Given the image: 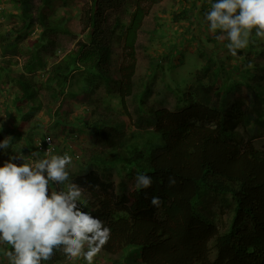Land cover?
I'll use <instances>...</instances> for the list:
<instances>
[{
    "label": "trees",
    "instance_id": "16d2710c",
    "mask_svg": "<svg viewBox=\"0 0 264 264\" xmlns=\"http://www.w3.org/2000/svg\"><path fill=\"white\" fill-rule=\"evenodd\" d=\"M34 1L12 0L23 25L16 39L22 30L29 29L30 35L39 32L28 44L31 47L28 46V57L18 78H10L0 67V83L16 86L11 104L14 116L4 111L5 119L0 117V141L10 137L9 147L0 149V158L18 145L19 139L23 141L21 132L11 123L16 124L22 110L29 113V119L30 114L40 112L41 93L48 96L50 104L45 105V110L55 117L56 127L67 126V115L60 117L59 105L53 106L74 72L83 70L90 79L112 82L118 99L117 106L104 107L102 111L97 112L95 106L90 118L70 120L72 126L67 128L78 125L80 132H91L98 146L104 147L90 150L87 159L80 163V170L92 163L103 171L126 167L136 177L147 174L154 181L148 189L135 185L116 194L113 185L96 172L89 171L76 178L71 172L75 168L68 166L69 181L83 189L81 210L99 218L111 230L100 254L116 257L112 264H264V146L258 148L253 144L254 139L264 134V66L259 61L264 58L261 43L264 39L256 37L255 31L250 38L255 41L250 42L248 51L256 72L251 84L241 77L237 67L222 65V57L213 59V52L200 51L197 58L205 61L183 96L178 97L181 105L173 110L149 108L147 117L131 120L125 98L133 89L137 34L148 7L161 0H90L79 18L78 30L66 12L58 17L44 12L56 0H39L38 8ZM61 1L66 5L68 0ZM196 1L180 2L173 21L189 17V22L195 20L199 30L206 34L205 30H210L206 13L216 0H209L202 7H197ZM36 10L34 19L32 13ZM123 15H127L126 21L122 20ZM34 21L39 30L34 28ZM58 35L80 38L74 49L46 66L39 49L54 54ZM212 35L206 34L205 43L218 41L219 31ZM115 39L121 52L113 80L110 63ZM10 41L8 34L2 38L0 47L9 55L16 54L19 51L14 50L16 43ZM228 43L225 39L224 44ZM248 51L237 50V59L243 60L245 68L249 64ZM239 87L249 91L250 103L241 96L231 103ZM39 126V122H34L26 127L21 149L40 152L38 142L32 140L38 135ZM136 127L139 132L134 133ZM238 127L248 131L249 136L244 137ZM170 176L176 180L175 186H169ZM66 184L59 185V189H65ZM153 196L160 197L159 208L151 205ZM224 212L228 217L221 219ZM9 250L10 245L0 244V264H8ZM64 260L67 257L57 249L42 264H62ZM80 260L72 264H80Z\"/></svg>",
    "mask_w": 264,
    "mask_h": 264
},
{
    "label": "rangeland",
    "instance_id": "374dc122",
    "mask_svg": "<svg viewBox=\"0 0 264 264\" xmlns=\"http://www.w3.org/2000/svg\"><path fill=\"white\" fill-rule=\"evenodd\" d=\"M90 0H68L66 5L61 0L51 2L50 8L45 7L44 12L49 16L58 17L62 13L66 12L72 16V26L74 28L80 27L79 18L83 11L88 7ZM184 0H161L158 4L148 7V14L144 18L143 24L140 31L137 34V40L135 44V57L136 66L135 72L132 79L133 89L130 96L125 99L126 108L130 114L131 120H135L136 117L142 116L147 117L146 112L149 108L151 109H168L173 110L175 106H180L178 97H182L186 89L191 85L194 74L200 72V67L204 63L203 58H197L200 51H206L208 54L213 52V59L218 56L222 57L221 64L227 67H237L241 77L245 78L246 81L251 84L254 80V74L256 73L252 68H245L243 66V60L240 57L237 59L236 56H232L224 44V40H218L213 42L205 43L204 38L207 36L212 37L210 30H199V24L195 20L189 22V17L180 19L178 22L173 21V15L178 9L180 2ZM209 0H197L196 6L202 7L208 4ZM35 7L38 8L40 1H34ZM14 2L12 0H0V46L2 38L8 34L11 36L9 43H16L14 50H19L16 54L5 53L3 47H0V67H2L7 76L10 78H18L19 72L22 71V67L25 64V59L28 57L27 49L29 43L33 42L38 37V32L28 34L29 29L22 30L21 36L16 39L17 31L23 28L22 20L20 18V11L18 8L13 7ZM207 6V5H206ZM198 9V8H197ZM4 12V14L2 12ZM33 17L36 18L37 10L33 11ZM189 16V15H188ZM127 20V15H123L122 20ZM34 28H38V24L35 23ZM75 30V29H74ZM78 30V29H77ZM192 34V37H189ZM220 34V33H219ZM80 36L71 37L68 35H58L55 39L56 52L51 54L49 50H41L39 55H42V59L46 62V66H50L51 62L60 59L65 52L75 48V42ZM189 38H191L189 40ZM261 41V40H260ZM5 42V40H4ZM264 43V40L261 41ZM3 44V42H2ZM225 45V48L222 47ZM259 47L263 45L258 43ZM248 51L249 47L243 49ZM120 48L119 46L113 47L112 64L110 70L112 71L113 77L116 75L115 71L120 60ZM174 51V53H173ZM250 52V51H248ZM246 52V53H248ZM244 53V54H246ZM249 62H251L252 54L250 52ZM243 57V56H242ZM241 57V58H242ZM226 60V62H225ZM254 60V59H253ZM10 61L11 63H7ZM261 65L264 66V58H262ZM1 76V75H0ZM14 91L16 86H11ZM148 87V90H147ZM9 88L8 84H0V117L5 119L3 116V102L4 94L1 92L2 89ZM264 89V80L262 83ZM85 89V90H84ZM44 92V91H41ZM75 92V94H73ZM117 93L114 84H109L100 80L96 82V79H90L84 71L75 72L69 83H67L62 95L59 100L56 101V107L59 105L61 116L65 114L69 118V123L65 128L62 125L56 127L55 117L48 115L45 110V105L50 104L46 93H41V105L42 110L27 120V124H23L17 120L16 124L11 123L12 126H16V129L21 132L20 135L23 137V141L26 138V126H30L32 122H39L40 126L37 128L39 135H50L56 144L58 149L54 155H64L65 153L75 154L80 156L82 152H88L93 148V137L91 132H80L78 125L75 126L77 130H74V137L70 138V129L67 128L71 125L70 120L78 118H90V111L96 106V111H102V108L116 105L117 106ZM241 96L244 102L250 103L249 91L242 87L238 88V92L234 95L231 103ZM230 102V101H229ZM228 102V103H229ZM178 104V105H177ZM53 105V104H52ZM224 110V108H221ZM7 112V111H5ZM111 113H114L111 112ZM12 117L14 114L10 113ZM76 122V121H75ZM205 125L212 126L210 123ZM72 126V125H71ZM74 127V124H73ZM239 131L243 132V136H249V132L242 127H238ZM139 132L136 127L134 133ZM22 139H19L17 147L22 145ZM254 145L258 148L264 146V134L254 140ZM65 147L63 152V147ZM68 146L73 147V149ZM13 146V152H16L17 148ZM68 148V149H67ZM96 148L100 146L96 145ZM16 154V153H15ZM14 155V154H13ZM89 155L86 154L87 159ZM43 158V157H42ZM8 160V157L3 156L0 158V166ZM18 161V160H17ZM17 161H13L17 163ZM22 163V161H20ZM71 172L74 176L81 177L85 176L84 172L80 170L78 161L72 162ZM88 169L100 171V176L103 180L109 181L116 194L129 191L136 185V175L134 171L126 167L121 169H112L109 171H103L100 166L95 164H89ZM50 190H54L53 187L59 188L55 183L50 182ZM216 211H219V207L216 206ZM228 215L224 212L221 219H226ZM98 254L94 260L95 264H112V259L116 257H109ZM107 258V259H106ZM114 260V259H113ZM73 261L64 260L62 264H72ZM81 264V261H80Z\"/></svg>",
    "mask_w": 264,
    "mask_h": 264
},
{
    "label": "clouds",
    "instance_id": "9594fccd",
    "mask_svg": "<svg viewBox=\"0 0 264 264\" xmlns=\"http://www.w3.org/2000/svg\"><path fill=\"white\" fill-rule=\"evenodd\" d=\"M206 20L211 32L219 31L220 35L216 39H227L230 54L236 56L237 50L246 49L250 42H255L250 39L253 31L256 37L264 39V0H216L206 13ZM114 46L120 48L117 40ZM111 64L112 56L110 68ZM247 67L252 68L253 64L249 62ZM77 71L83 70L75 72ZM115 79L116 76L113 77ZM100 80L96 79V82ZM114 87L116 89L115 85ZM11 89L12 87L1 90L4 101L8 102L3 110L9 113H13L11 104L15 94L13 90L10 94ZM116 96L118 99V94ZM28 119L27 111L22 110L18 114L17 120L23 124H27ZM69 129L72 130V139L75 135L73 131L77 128ZM9 138L0 141V149L9 147ZM74 139L78 138L75 136ZM32 140L38 142L40 152H31L25 147L21 149L23 144L19 147L16 145L17 151L13 152L11 148L5 155L8 160L0 166V244L11 246V250L6 252L8 264H42L43 261L50 260L57 249L62 250L70 261L81 259V264L85 261L93 264L94 258L108 243L111 230L99 218L81 210L79 202L83 189L69 181L67 170L74 161H78L80 168V163L86 160L85 156L90 151L82 152L79 157L67 153L62 156L54 155L58 144L50 135L38 134ZM92 143L91 150L104 149L101 146L96 148L99 143L94 138ZM25 150L28 152L24 153ZM82 171L85 175L89 171L99 175L101 173L87 167ZM50 182L57 186L65 182L67 184L65 189L53 187L54 190H50ZM153 182V177L147 174L136 177V187L139 189H148ZM168 184L170 187L175 186L176 180L170 176ZM161 203L160 197L151 198L152 206L159 208Z\"/></svg>",
    "mask_w": 264,
    "mask_h": 264
}]
</instances>
